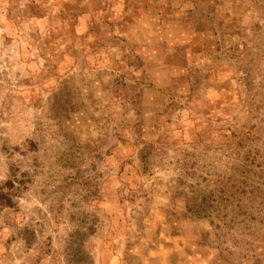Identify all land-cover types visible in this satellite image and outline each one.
I'll use <instances>...</instances> for the list:
<instances>
[{
  "label": "rangeland",
  "instance_id": "1",
  "mask_svg": "<svg viewBox=\"0 0 264 264\" xmlns=\"http://www.w3.org/2000/svg\"><path fill=\"white\" fill-rule=\"evenodd\" d=\"M0 264H264V0H0Z\"/></svg>",
  "mask_w": 264,
  "mask_h": 264
}]
</instances>
